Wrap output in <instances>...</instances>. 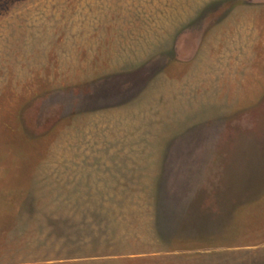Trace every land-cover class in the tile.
Here are the masks:
<instances>
[{
  "label": "rangeland",
  "instance_id": "374dc122",
  "mask_svg": "<svg viewBox=\"0 0 264 264\" xmlns=\"http://www.w3.org/2000/svg\"><path fill=\"white\" fill-rule=\"evenodd\" d=\"M0 264H264V0H0Z\"/></svg>",
  "mask_w": 264,
  "mask_h": 264
}]
</instances>
